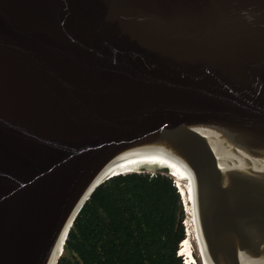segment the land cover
Returning a JSON list of instances; mask_svg holds the SVG:
<instances>
[{"label": "water", "instance_id": "water-1", "mask_svg": "<svg viewBox=\"0 0 264 264\" xmlns=\"http://www.w3.org/2000/svg\"><path fill=\"white\" fill-rule=\"evenodd\" d=\"M172 161L201 259L264 264V0H0V264Z\"/></svg>", "mask_w": 264, "mask_h": 264}, {"label": "trees", "instance_id": "trees-1", "mask_svg": "<svg viewBox=\"0 0 264 264\" xmlns=\"http://www.w3.org/2000/svg\"><path fill=\"white\" fill-rule=\"evenodd\" d=\"M184 219L168 175L112 177L81 209L57 264H183L178 251L186 238Z\"/></svg>", "mask_w": 264, "mask_h": 264}, {"label": "bare ground", "instance_id": "bare-ground-1", "mask_svg": "<svg viewBox=\"0 0 264 264\" xmlns=\"http://www.w3.org/2000/svg\"><path fill=\"white\" fill-rule=\"evenodd\" d=\"M161 170L169 171L170 174H167V175L169 177L175 179L176 186L179 189L180 196H181V199L183 201L184 208H185V212H186V215L188 217V222H189L188 225H189V228L191 229L192 239L194 240V243H195L196 248L198 250L199 261H200L201 264H206L204 262V260H202L201 257H200L201 256L200 255L201 251L199 250L197 237H196V234H195V230H194V227H193V223H192V220H191V216H190V213H189V209H188V206H187V202H186V199H185V195H184V192H183V188H182V185H181V181H180V178H179V174H178L175 162L172 161L168 166H146V163H136V166H122V168H116L115 172L118 173L116 175H121V174L125 175V174H130V173L153 174V172H159ZM190 254H191V251H190V247H189V242L185 238L180 244V255H186V256H188L190 258ZM188 257H187V259H188ZM189 260L191 261V259H189Z\"/></svg>", "mask_w": 264, "mask_h": 264}, {"label": "rangeland", "instance_id": "rangeland-1", "mask_svg": "<svg viewBox=\"0 0 264 264\" xmlns=\"http://www.w3.org/2000/svg\"><path fill=\"white\" fill-rule=\"evenodd\" d=\"M155 173H157V172H153V174H155ZM153 174H151V175H153ZM184 213H185V219L183 221V226H184V230H185L186 239L189 242V247H190L191 255L194 258V263L192 261H190L189 260L190 258L188 256H186V255H180L179 254V256H186V257H188V259L186 258L187 264H201L200 261H199L198 250L196 248V245L194 243V240L192 239L191 229L189 228V225H188L189 222H188V217H187L186 212H185V208H184ZM179 251H180V246H179ZM195 257L198 259V261H197V259Z\"/></svg>", "mask_w": 264, "mask_h": 264}]
</instances>
